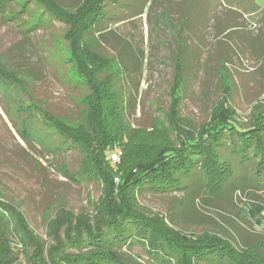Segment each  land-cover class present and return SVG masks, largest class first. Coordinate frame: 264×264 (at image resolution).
Wrapping results in <instances>:
<instances>
[{
    "label": "rangeland",
    "instance_id": "obj_1",
    "mask_svg": "<svg viewBox=\"0 0 264 264\" xmlns=\"http://www.w3.org/2000/svg\"><path fill=\"white\" fill-rule=\"evenodd\" d=\"M57 1L74 6L80 0ZM256 7L262 10L264 0L106 2L108 17L99 28L111 33L93 49L123 62L114 83L126 107L125 121L132 127L125 144L147 143L145 135L154 134L151 127L167 117L176 59L183 66L177 110L181 119L200 127L217 111L223 95H229L230 107L236 111L233 118L240 126L250 125L255 111L264 110V11H254ZM18 8L14 4L0 12V65L22 80L20 90L7 88V80L0 82V195L23 213L38 237L48 241L47 226L63 213H93L101 185L75 176L82 161L77 149L56 154L34 140L27 142L19 132L18 123L32 102L77 123L88 92L71 72V64L65 63L70 55L62 39L64 24L43 15L45 23L25 31V14L8 17ZM34 11L38 13L33 9L32 17ZM19 105L26 109L15 112ZM34 123L41 128L40 119ZM162 141L154 136L150 144ZM227 147L226 157L236 165L235 176L250 183L253 163L239 166ZM117 150L120 160L122 151ZM66 170L72 178L66 177ZM195 182L199 183L198 175L184 182V190L144 189L138 194L139 205L166 214L187 233L215 234L241 250L253 247L264 253V225L245 211L257 202L255 191L245 189L212 201L193 192L187 202L185 195L194 190ZM259 195L264 205V193ZM134 254L145 259L138 246Z\"/></svg>",
    "mask_w": 264,
    "mask_h": 264
},
{
    "label": "trees",
    "instance_id": "obj_2",
    "mask_svg": "<svg viewBox=\"0 0 264 264\" xmlns=\"http://www.w3.org/2000/svg\"><path fill=\"white\" fill-rule=\"evenodd\" d=\"M107 1L80 0L74 6H64L57 0H0V12L14 4L19 7L10 12V19L27 16L25 31L45 23L43 15L64 24L62 39L70 55L65 63L71 64V72L88 92L81 101L77 123L32 102L18 123L22 138L34 140L43 146L41 149L56 154L77 149L82 161L75 176L101 185L93 213L59 215L47 226L48 241L38 237L23 213L0 195V264H264V253L257 248L241 250L215 234L187 233L176 228L166 214L138 202V194L144 189L184 190V182L198 175L199 183L195 182L194 190L185 195L187 202L193 192L212 201L251 188L257 202L247 205L245 211L259 226L264 225V205L259 195L264 193V110L255 111L249 126H240L233 118L236 111L230 107L229 95H223L209 121L194 128L178 116L183 66L176 59L167 117L151 127L154 134L145 135L147 143L125 144L132 127L125 121L126 107L114 83L123 62L93 49L106 42L111 33L109 28H99L108 17ZM33 9L38 10L33 12L34 17ZM255 9L264 11V7ZM2 81L9 89H21L22 80L0 65ZM23 109L24 105L17 110L14 107L15 112ZM38 119L39 129L34 123ZM154 136L163 141L150 144ZM227 146L231 147L228 155L235 156L239 166L253 163L250 183L235 176L236 165L226 157ZM117 149L122 155L114 162L111 154L119 153ZM69 173L66 170L64 174L72 178ZM136 246L145 259L134 254Z\"/></svg>",
    "mask_w": 264,
    "mask_h": 264
},
{
    "label": "built area",
    "instance_id": "obj_3",
    "mask_svg": "<svg viewBox=\"0 0 264 264\" xmlns=\"http://www.w3.org/2000/svg\"><path fill=\"white\" fill-rule=\"evenodd\" d=\"M111 160L114 161V162L118 161L119 160L118 159V154L117 153L116 154L115 153L111 154Z\"/></svg>",
    "mask_w": 264,
    "mask_h": 264
}]
</instances>
